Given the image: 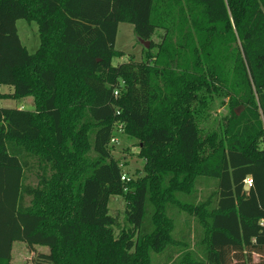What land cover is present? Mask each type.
<instances>
[{
    "label": "trees",
    "instance_id": "16d2710c",
    "mask_svg": "<svg viewBox=\"0 0 264 264\" xmlns=\"http://www.w3.org/2000/svg\"><path fill=\"white\" fill-rule=\"evenodd\" d=\"M18 20L36 23L34 52ZM120 22L149 47L114 66ZM0 86L34 103L0 107V264L14 241L53 264H264V0H0ZM116 121L135 177L111 153Z\"/></svg>",
    "mask_w": 264,
    "mask_h": 264
},
{
    "label": "rangeland",
    "instance_id": "374dc122",
    "mask_svg": "<svg viewBox=\"0 0 264 264\" xmlns=\"http://www.w3.org/2000/svg\"><path fill=\"white\" fill-rule=\"evenodd\" d=\"M18 34L21 42L28 49L29 52H34L39 45V37L37 25L34 22H27L25 20H18L16 23ZM157 41V37L154 38ZM114 47L116 50L123 52V55L120 57H114L112 59V65H117L123 62H127L131 57L135 61H140L143 57V45L140 43L138 38L133 32V27L131 24L126 22H120L118 24V29L116 33ZM12 88H2L0 92L9 93ZM32 101L31 97L25 98L24 100H8L0 99V107L5 108H19L32 110L33 106L30 105ZM222 103V104H221ZM228 99H216L214 109L210 111V114L203 124V127L206 132L218 126V123L222 121L225 116L228 115ZM238 111V109L236 108ZM239 113V111L237 112ZM118 136V142L109 145L111 153L115 158L122 157L124 162H126V170L129 174H132L133 177L137 175L138 172L142 173L143 160L139 159L137 156L138 153V141L132 138H128L124 133L116 131V137ZM34 180V177L32 178ZM126 180L127 176L125 177ZM207 190V188H205ZM110 212L115 216L119 222V226L116 228V232L125 225L124 211H125V201L122 197L112 198L110 201ZM168 215L172 218L173 224L176 230L185 229L184 223L187 218L185 212L179 210L176 207L169 209ZM193 219H191L190 228L193 230ZM187 229V228H186ZM185 229V230H186ZM188 246L195 249V246L192 245L191 240L188 243ZM181 250H186L183 246H180ZM49 254V248L46 246L35 245L34 247H28L26 243L22 241H14L11 251V260L9 264H53L48 262L42 255ZM257 256L253 255V259L257 260ZM165 259L164 255L161 254H152L153 264H161Z\"/></svg>",
    "mask_w": 264,
    "mask_h": 264
},
{
    "label": "built area",
    "instance_id": "2783aa9c",
    "mask_svg": "<svg viewBox=\"0 0 264 264\" xmlns=\"http://www.w3.org/2000/svg\"><path fill=\"white\" fill-rule=\"evenodd\" d=\"M113 95L114 97H116L118 95V90L115 89L113 91ZM119 111H117L118 113ZM116 131L120 132V133H123V126L120 122L116 121L114 124H113V132H112V135H111V138H110V142H109V145H112L116 142H118V136L116 137ZM121 179H125V175H122L121 176ZM252 184V181L250 178L246 179V187L249 188Z\"/></svg>",
    "mask_w": 264,
    "mask_h": 264
},
{
    "label": "water",
    "instance_id": "95a60500",
    "mask_svg": "<svg viewBox=\"0 0 264 264\" xmlns=\"http://www.w3.org/2000/svg\"><path fill=\"white\" fill-rule=\"evenodd\" d=\"M140 43L145 46V48L149 47V42L148 41H144L142 39H139ZM245 190H248V188L245 186Z\"/></svg>",
    "mask_w": 264,
    "mask_h": 264
},
{
    "label": "crops",
    "instance_id": "0c3cea01",
    "mask_svg": "<svg viewBox=\"0 0 264 264\" xmlns=\"http://www.w3.org/2000/svg\"><path fill=\"white\" fill-rule=\"evenodd\" d=\"M117 29H118V28H117ZM2 88H8V89H9V87H7V86H0V90H1ZM30 105L34 106L33 101L30 102ZM19 108H20V107H19Z\"/></svg>",
    "mask_w": 264,
    "mask_h": 264
}]
</instances>
